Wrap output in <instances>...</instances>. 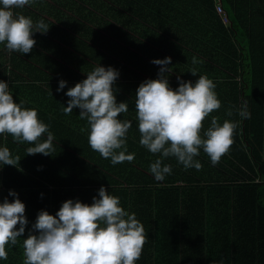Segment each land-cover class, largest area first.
<instances>
[{
  "label": "trees",
  "instance_id": "16d2710c",
  "mask_svg": "<svg viewBox=\"0 0 264 264\" xmlns=\"http://www.w3.org/2000/svg\"><path fill=\"white\" fill-rule=\"evenodd\" d=\"M12 11L34 24L42 19L49 29L39 40L33 33L36 43L26 55L0 44V81L23 108L37 111L55 150L27 155L34 145L0 135V147L20 157L15 167L0 164V198L15 192L28 221L0 264H23V239L40 211L55 216L67 200L91 205L101 187L144 226L148 242L135 264H264V0H31ZM166 57L172 90L178 76L194 83L206 75L216 85L221 107L203 121L202 138L213 117L238 127L215 165L202 149L195 157L200 170L165 158L171 174L156 181L149 167L160 156L139 144L135 94L143 81L157 79L160 66L151 61ZM193 57L203 63L193 65ZM97 66L119 72L114 94L117 103L128 104L119 119L132 122L130 163L102 158L90 148L88 132L80 131L87 122L79 109L63 111L65 92ZM61 80L66 87L58 92ZM242 107L247 118L238 114Z\"/></svg>",
  "mask_w": 264,
  "mask_h": 264
},
{
  "label": "clouds",
  "instance_id": "9594fccd",
  "mask_svg": "<svg viewBox=\"0 0 264 264\" xmlns=\"http://www.w3.org/2000/svg\"><path fill=\"white\" fill-rule=\"evenodd\" d=\"M30 2L0 0V44H5L9 52L29 54L36 43L33 33L45 34L49 29L42 19L34 24L31 18L12 11ZM151 63L160 66L157 79L143 81L135 94L139 144L160 156L150 164V173L156 181H163L172 171L169 164L163 163L169 157L185 169L200 170L202 164L195 157L201 149L215 165L229 150L238 127V122L225 120L221 125L219 118L213 117L202 138L203 121L221 107L214 91L216 85L206 75L194 83L178 76L179 86L172 90L167 79L171 58ZM198 63L203 61L193 57L192 64ZM190 74L195 77L196 69H191ZM118 77L119 72L112 67H95L86 79L65 92L69 99L63 108L66 115L79 109V118L87 122V129L82 127L80 131L88 132L90 148L113 165L130 163L135 158L134 153L126 154L132 122L119 119L128 112V104L116 102L114 84ZM65 87L66 82L61 80L57 91ZM22 104L13 99L8 84L0 81V135L11 136L16 143L34 145L26 149L27 155L49 156L55 150L53 134L38 119L35 109L23 108ZM238 114L242 118L249 116L243 107ZM45 133L46 140L39 142ZM19 161L20 157L13 158L7 147H0V164L15 167ZM8 195L13 197L12 202L5 198L0 203V260H7L6 245L15 246L28 224L25 205L15 192L9 191ZM97 195L99 198L93 197L91 205L67 200L55 216L40 211L23 239V264H135L148 242L143 224L104 187Z\"/></svg>",
  "mask_w": 264,
  "mask_h": 264
},
{
  "label": "built area",
  "instance_id": "2783aa9c",
  "mask_svg": "<svg viewBox=\"0 0 264 264\" xmlns=\"http://www.w3.org/2000/svg\"><path fill=\"white\" fill-rule=\"evenodd\" d=\"M215 10L218 13V15L220 16L222 23L224 25H227L229 22H228L227 17L225 16V14L223 12L222 6L219 3H216Z\"/></svg>",
  "mask_w": 264,
  "mask_h": 264
},
{
  "label": "crops",
  "instance_id": "0c3cea01",
  "mask_svg": "<svg viewBox=\"0 0 264 264\" xmlns=\"http://www.w3.org/2000/svg\"><path fill=\"white\" fill-rule=\"evenodd\" d=\"M43 36H45V34H41V33H40V36L38 37V40H39L41 37H43ZM56 70H57V68H56ZM27 165H29V163H27ZM26 167H27V166H26ZM0 189L2 190L3 187H0ZM5 198H7L9 202H12V200H13V197H9L8 194L5 196ZM2 202H3V201H2L1 198H0V203H2Z\"/></svg>",
  "mask_w": 264,
  "mask_h": 264
},
{
  "label": "rangeland",
  "instance_id": "374dc122",
  "mask_svg": "<svg viewBox=\"0 0 264 264\" xmlns=\"http://www.w3.org/2000/svg\"><path fill=\"white\" fill-rule=\"evenodd\" d=\"M228 25V24H227Z\"/></svg>",
  "mask_w": 264,
  "mask_h": 264
}]
</instances>
